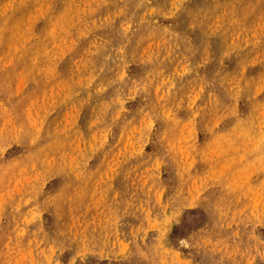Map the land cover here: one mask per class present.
<instances>
[{
  "label": "rangeland",
  "instance_id": "obj_1",
  "mask_svg": "<svg viewBox=\"0 0 264 264\" xmlns=\"http://www.w3.org/2000/svg\"><path fill=\"white\" fill-rule=\"evenodd\" d=\"M0 264H264V0H0Z\"/></svg>",
  "mask_w": 264,
  "mask_h": 264
}]
</instances>
